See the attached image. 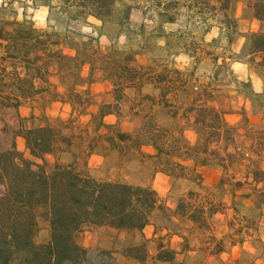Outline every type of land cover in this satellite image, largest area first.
Listing matches in <instances>:
<instances>
[{"label":"rangeland","instance_id":"1","mask_svg":"<svg viewBox=\"0 0 264 264\" xmlns=\"http://www.w3.org/2000/svg\"><path fill=\"white\" fill-rule=\"evenodd\" d=\"M3 1L7 5L0 7V24L9 23V17L14 14L15 8L22 6L26 17H23L20 22H23L25 26L33 25L34 22L31 19L32 11H30L31 5L29 3H26L25 0H18L19 2L14 4V0ZM20 1L23 3L21 4ZM58 1L49 0L53 8L49 10L47 17L50 22L49 28L44 30L51 34L48 48L54 52L48 68L50 72L54 71L55 74H60V82L63 84L64 94L58 93L55 85L52 88V83L43 85L47 92L43 96L44 99L37 103L40 104V109L36 110L39 114H31L29 117L17 118L18 114L15 108L0 106V127L4 123L13 124L15 127H18L19 123L24 127L29 124H31V127L44 124L63 127L64 131L71 136L72 146L70 152L58 155L60 160L69 162L72 160V154L74 153L78 158V167L87 170L90 174H94L93 176L97 178L122 181L124 176L134 173L135 170L132 169L133 166L131 165L133 153L130 148H134L140 141H145L147 138H154L160 141L165 147V152H168L169 148L173 154L178 151H183L188 155L196 153L198 156H207V163L209 164H216L215 160L224 159L228 168L222 184L233 185L235 179L243 181L247 172L252 170L255 165L259 167V163L262 161L261 156H264V138L259 137L260 133H258L263 126L264 111L261 113L260 110L264 102V92L253 96L250 93L248 81L237 83L235 79L237 73L231 67V63L236 59L254 60V62L258 63L260 61L259 58L264 56V54L256 53L249 57L247 46L248 32L240 33L238 31L240 23L236 15L239 13L241 17L247 16V10L250 8L248 0H232L230 14L236 19L237 24L236 33L232 34L217 27L210 19L204 25L196 18L188 17L190 14L188 15L185 11V0H178L176 6L173 5L174 0H153L152 6L148 8L147 12L152 23H148L147 27L144 28V34L139 35L134 27L126 26V46L121 49L116 46L104 52L97 47L92 38L83 40V37L77 31L80 26H87V16L79 17L77 22L74 23L69 17L74 8L63 9L62 12H65V14H60L56 8V2ZM43 2L45 0H36L38 4ZM156 7L161 8L163 13L161 12L160 14ZM124 10V15L127 17L129 6L126 5ZM168 17H173L172 20L177 25L172 24L165 28L162 27V22L167 21ZM67 26H70V28ZM71 27L75 29L72 30ZM63 28L66 29L63 30ZM261 29L264 30V23L261 25ZM242 34L246 41L241 48L237 49V46H240V36ZM162 38L166 40L165 51L162 50L161 45L158 43V40ZM65 48H76L80 53L75 58L70 56ZM182 48L189 50L194 55L193 63L189 62L185 67L176 68L174 67V58L171 59L172 56L170 55L174 53L178 55L179 50ZM142 49L150 54L152 65H137L135 58L131 62L130 58L134 57L135 53ZM37 52H43L41 47L37 49ZM91 58L95 62V74L107 71L111 75L122 77L123 79H134L137 74H148V77L165 76L164 80H173V82L168 84L165 81L163 83L164 87H176V89H179V93H177L176 97H168L167 101H163L165 109H155L152 113L154 116L153 120L143 123L136 129L137 133H134V135L128 134L125 139L119 138L117 135L119 130L116 127H103L104 130L97 133V129L100 127L98 125V116L95 115L88 123L84 120V115L88 112L87 107L92 104L93 99L88 92L79 90L77 87L80 85V81L77 80L81 70L79 62L82 63L85 59ZM3 66L6 68V72H12L11 64L0 63V70L3 69ZM16 72L23 73L21 65L17 66ZM235 82L236 86L239 85L238 90L254 100V105L256 106L253 110H249L248 113L247 111L243 113L238 122V127H221L214 123L212 121V113L208 109L202 110V108L213 106L210 102L194 106L190 105V97L194 96V94L202 92L206 98H211L212 91L215 90L216 93L219 90L216 93L217 98H219V104L226 106L229 102L236 100L230 94ZM35 96L28 99H32ZM59 96L71 101L73 107L69 116L66 119H62L59 116L48 117L44 115L43 107L45 102L49 98L55 99ZM136 100L138 101L135 104L140 107L141 112L148 115L153 100L147 96H139ZM123 102L124 99L121 100V104ZM184 104H186V108L193 107L194 109L193 116H195L196 124L193 129L197 136V141L193 146L186 143V140L182 137V130H179L177 125L175 128L171 127V129L168 128V124L164 121L165 113L177 115L180 109L184 107ZM257 107H259V110ZM218 110L223 116V110ZM179 117L183 116L180 115ZM225 122L228 124L226 120ZM215 126L219 127V129H215ZM105 129L106 133L103 134ZM105 135L108 136V139L115 137L117 142H121L118 146L121 147L122 162H115L111 158H106L103 161H99L94 157L90 158L93 148L98 152L103 151L102 144L106 140ZM166 136L167 138L165 139ZM166 140H169V142H166ZM257 142L263 144L262 149L257 147ZM17 146L24 155H27L22 142L17 143ZM228 153L231 154L232 159L226 157ZM165 155L167 156L166 153ZM165 155L161 156L159 160L162 166H166L171 171V174L193 179V175L189 174L188 170H182L170 157L167 158ZM55 158L56 155L46 156L47 161L50 163ZM179 180L181 184L174 183V189L176 190L180 189L184 184L183 178ZM248 182H244L241 186L233 185L237 190L236 198L232 202L236 209L237 217L230 220L229 224H227L228 227L224 225V221H221L219 217H213L210 214L214 208H218V210L226 208V206L222 205V201L220 202L224 198L222 186L221 191H215L216 193L212 197L211 205L208 207L209 214L204 216L201 213L197 219L196 226L190 225L185 220V216L191 212H197L199 208L204 212L200 204L201 202L204 203V201L199 199L196 191H189L180 199L182 201H179L181 205H179L178 211L182 217L184 216L181 221H174L172 219V210L161 202V207L156 209L150 218L149 225L152 226V229L151 227L143 228L144 230L142 229L139 232L118 230L108 226H90L79 235L78 240L87 247L109 249L119 261L126 264H255L254 261H258L264 256V246L257 237L259 228H257V231H253L252 244L255 247V252L253 253L243 251L240 255H227L220 252L222 246L216 241L218 240V234L223 235L224 245H226L232 239L229 238V234L236 235L243 231L245 232L246 230H243V227L246 224L243 222L242 217L248 218L250 225H253L264 216L263 197L258 195L259 191L264 190V181L257 185H254L250 179ZM246 199L253 201V203L247 205ZM47 236V226L45 221L42 220L40 221L37 240L44 241ZM170 238H173V240L170 241ZM140 244L145 247L143 261H136L124 256L125 252H128V247L132 251L133 247ZM159 251L168 254L167 256L172 257L173 261L158 260ZM132 252L135 253L136 251L133 250Z\"/></svg>","mask_w":264,"mask_h":264},{"label":"trees","instance_id":"2","mask_svg":"<svg viewBox=\"0 0 264 264\" xmlns=\"http://www.w3.org/2000/svg\"><path fill=\"white\" fill-rule=\"evenodd\" d=\"M177 1L174 0L173 5L176 6ZM61 3L62 10L74 8L69 14L72 20L92 16L106 21L111 16L114 0H61ZM231 3L232 0L184 1L185 11L190 14L188 17L196 18L204 25L210 19L217 27L232 34L236 33L237 24L230 14ZM248 4L262 25L264 0H248ZM172 18L167 19L173 21ZM50 35L31 25L25 26L23 22L17 23L12 31L6 30L3 23L0 25V45L4 48L1 63L12 65V72H6L4 66L0 70V106L17 109L23 100L44 90L50 73L48 64L54 53L48 48ZM247 39L249 54L264 52L261 26L256 32H248ZM40 47L42 53L37 52ZM130 60L133 62L134 57ZM256 64L264 65V56ZM18 65L24 73L16 72ZM157 78L164 80L165 76ZM114 97L113 112L118 115L122 94L116 92ZM205 109L212 113L214 123L232 127L218 109L213 106L202 108ZM106 112L102 107L99 115ZM215 129L219 127L215 126ZM258 133L264 138V118ZM117 135L125 139L128 134L117 132ZM17 137L23 138L27 155L19 150ZM256 144L262 149L263 144ZM71 146V136L60 126L24 127L19 123L15 127L4 123L0 127V264H126L109 249L82 245L79 235L90 226L141 232L150 224L154 211L161 207L157 192L149 185L97 178L78 167L74 153L71 161L62 162L58 155L70 152ZM47 155H56V158L50 163ZM226 157L232 159L230 153ZM215 161L225 172L220 178L222 183L228 166L222 158ZM205 162L207 160L202 159V163ZM249 179L254 185L263 182L264 169L255 165L243 181L235 179L233 185L241 186L244 182L249 183ZM258 195L264 202V190ZM199 209L188 214L194 222H198L203 213ZM214 211L218 208L211 212ZM42 220L46 223L48 236L46 240L38 241ZM144 249L143 244L137 245L132 248L136 251L133 253L128 247L124 256L143 261ZM167 255L159 251L158 260L173 261Z\"/></svg>","mask_w":264,"mask_h":264},{"label":"crops","instance_id":"3","mask_svg":"<svg viewBox=\"0 0 264 264\" xmlns=\"http://www.w3.org/2000/svg\"><path fill=\"white\" fill-rule=\"evenodd\" d=\"M17 2L19 1L14 0L13 4ZM20 2L21 4L23 3L22 1ZM25 2L31 5V19L34 22L32 27L40 31H45L44 29H48L50 22L47 17L49 10H52L53 8L50 5L49 0H45V2L39 4L36 3V0H25ZM152 3L153 0H115L110 20L101 21L95 17L88 16L86 18V21L88 22L87 26H80L77 31L83 37V40L92 38L93 42H95L97 47L103 52L105 50L109 51L116 46H119L121 49L127 44L125 40L126 26L134 27L138 34L141 35L144 34V28L147 27L148 23H152L149 16L147 15L148 8L152 6ZM61 4V0L56 2V8L59 11L58 13L65 14V12H62ZM6 5L7 3H5V1L2 2V0H0V7H4ZM126 5L129 6L127 17L124 15V9ZM156 9L157 11H160V14L161 12L163 13L161 8L156 7ZM247 11V16L241 17L239 13L236 15L238 22L240 23V28L238 29L240 33L256 32L260 30L261 23L253 16L251 8H249ZM41 12L43 13V16L42 19L38 21L37 15ZM23 17H26V14L23 12V7L21 6L20 8H15L14 14L9 17L10 22L7 24L3 23V27L8 31H12L14 28H16L17 23H20V21L23 20ZM73 22L76 23L77 19L73 20ZM172 24L177 25L175 21L167 20L162 22L161 26L165 28ZM67 27L70 28V26ZM65 29L66 28H63V30ZM71 29L73 30L75 28L71 27ZM241 36L240 46H237V49H239V47L241 48V46H243L246 41L244 35L242 34ZM158 43L161 45L162 50L165 51L166 40L162 38L158 40ZM65 49L70 56H74L75 58L80 53L76 48ZM258 54L261 55L264 54V52ZM3 55L4 48L2 45H0V63L1 56ZM248 55L250 57L255 55V53ZM170 56H172L171 59L174 58V67L176 68L183 66L185 67L187 63H193L194 59V55L185 48L180 49L178 55H175L174 53ZM134 58L137 65L148 66L151 64L150 54L144 49L136 52ZM79 64V66H81V70L78 74L77 80L80 81V85L77 87L79 90L88 92V94L93 99L92 104L87 107L88 112L84 115V120L86 123H88L95 115H97L98 125L99 122L102 123V125L97 129V133H100L101 130H104L103 127H116L118 128L119 132L134 135V133H137L136 129H138V127H140L143 123L153 120L154 116L152 113L155 111V109H165L163 106V101H167L166 99L168 97H176L177 93H179V89H176V87H164L163 83L165 81L170 84L173 82V80L168 81L167 79L162 81L159 80L157 76L148 77V74H137V76L131 80H124L122 77H120L118 80L115 76L111 75V73H108L107 71L95 74V62H93L92 58L85 59L82 61V63L79 62ZM231 67L233 68V71L237 73L235 77L236 82L240 84V81H248L250 93L253 96H257L264 92V65L258 66L254 60L250 62L248 59H236L231 63ZM207 79H209V77H207ZM60 80L61 77L59 73L55 74L53 71L48 74V84L52 83V88L53 85H55L56 91H58V93L64 94V87ZM236 82L233 84V90L230 92V94L233 95V98H236V100L229 102L226 106H221L219 104V98H217L216 94L219 90H217L216 93L215 90H213L211 93V98H206L202 92L199 94H194V96L190 97V105L194 106L196 104L210 102L216 109L223 110V117L228 122V125L238 127V122L240 121L241 116H243V113L245 111L248 113L249 110H253V108L256 106L254 105V100L250 99L249 96L238 90L239 85L236 86ZM46 92L47 90L44 89L43 91L37 93L34 98L23 100L16 109L18 116L23 118L29 117L31 114L38 115L39 112H36V110L40 109V104L37 103L38 101H42V99H44L43 96L46 94ZM116 92H120V94H122V98L118 101V115L113 112V106L116 104L114 97ZM139 96H147L153 100L148 115L142 113L140 107L135 104V102L138 101L136 99ZM123 99L124 102L121 104V100ZM185 105L186 104H184V107L180 109L177 115L165 113L164 121L168 124V128H175L177 125L178 129L182 130V137L186 140V143H188L190 146H193L197 141V136L193 129V126L196 124L195 116H193L194 109L193 107L186 108ZM72 107L73 106L71 102L65 98H61L60 96L55 99L49 98L43 107L45 111L44 115L48 117L59 116L62 119H66L69 116ZM102 107L103 109L105 107L107 112L103 115H99V111ZM257 108L259 110V107ZM263 111L264 102L260 112L262 113ZM180 115L183 117L180 118ZM28 122L31 123L30 121ZM27 127H31V124L27 125ZM105 133L106 129L103 134ZM166 138L167 136L165 139ZM105 139L106 140H104L102 144L103 151L98 152L95 148H93L90 153V158L94 157L99 161H103L106 158H111L114 159L115 162H122V153L120 151L121 147L118 146V144L121 142H117L115 137L108 139V136L106 135ZM16 140L18 144L19 142L24 144L23 138L17 137ZM167 141L169 142V140H166V142ZM130 149L133 153L131 165L133 166L132 169L135 170V172L128 176H124L122 181L151 186L157 192L161 202L172 210V219L174 221H181L184 217H182L179 213L177 206L180 199L185 196L186 193L189 191H196L198 193L199 199L204 201V203L201 202L200 204L204 209L202 214L205 216L209 214L208 207L211 205L214 193H216L218 190L221 191L222 186L224 198H222L220 202L222 201V205L226 206V208L224 210L214 211L210 214L213 217H219L221 221H224V225L226 227H228L227 224H229L232 218L237 217L236 209L232 204L236 198L237 190L231 184L220 183V178L222 174H224V169H222V167L217 164H209L207 162L202 163V159L208 160L207 156H198L196 153L188 155L183 151H175L176 153L173 154L169 148L168 152H165V147L160 141L154 138H147L145 141L138 143L134 148L131 147ZM164 155L167 158L170 157V159H172V161H174L178 167L182 168V170H188L189 174L193 175V179L171 174V171L166 166H162V163H160L159 159ZM261 158L262 161H260L259 167L264 169V156H261ZM181 178L184 179V184L182 187H180V189H174V183L181 184V181L179 180ZM252 203L253 201L246 199L247 205H251ZM242 219L246 224L243 227V230L246 231L236 235L229 234V238L232 239L231 241H228L226 245H224L225 242L223 235L221 236L218 234V240L216 241L222 246L220 252L227 255H240V253L243 251H248L249 253L255 252V247L252 244V238L253 231H257V228H259L257 237L260 243L264 246V216L259 219V222H255L253 224L254 227L253 225H250L248 218L246 219L242 217ZM185 220H187L190 225L196 226L197 224L196 222L192 221L188 215L185 216ZM148 227H151L152 229L151 225H146L144 229ZM154 236H156V234H154ZM169 240L172 241L173 238H170ZM254 263L264 264V256L258 261H254Z\"/></svg>","mask_w":264,"mask_h":264},{"label":"clouds","instance_id":"4","mask_svg":"<svg viewBox=\"0 0 264 264\" xmlns=\"http://www.w3.org/2000/svg\"><path fill=\"white\" fill-rule=\"evenodd\" d=\"M42 16H43V13L42 12L41 13H38L37 20L39 21L40 19H42Z\"/></svg>","mask_w":264,"mask_h":264}]
</instances>
